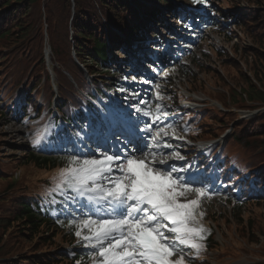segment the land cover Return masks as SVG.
<instances>
[{
	"label": "rangeland",
	"instance_id": "obj_1",
	"mask_svg": "<svg viewBox=\"0 0 264 264\" xmlns=\"http://www.w3.org/2000/svg\"><path fill=\"white\" fill-rule=\"evenodd\" d=\"M254 1L219 0L220 4L216 6L219 10L216 12L246 15V29L242 26L233 28V36L238 39L237 44L233 46L237 49L235 54L228 52L217 56L211 51L213 59L201 62L204 71L199 72L198 67L194 68L193 74L199 80L196 88L190 85L188 76L181 78V81H184L182 89L187 90L186 94L193 100L192 104L200 110L202 118L199 123V115H195L194 111H186L178 120L183 126L191 119L190 136L195 133V128L201 125L202 133L200 137L197 136L198 139H214L221 143L228 155L237 162L247 166L249 170L264 173V101L251 96L249 89V96L242 94V91L247 90L244 82L246 76L242 74L245 69L254 70L258 74L257 77L264 81V73L254 57L256 51L264 52V5L263 8L257 9L262 6H256ZM29 5L31 10L20 22L23 25L22 31L12 25L13 20L22 15H11L0 3V33L5 31L3 29L10 28L11 34L0 38V263L12 261L20 256L22 259L43 260L42 264H69V261L60 260L58 256L67 249L64 231H52V226L48 225L42 232L33 234L16 219L18 203H27L39 188H45L44 192L54 188L53 177L62 168L60 166L65 160L62 159L54 163L55 165L50 161L42 163V167L31 162L33 155L49 157L51 152L38 149L29 154L25 149L23 129L14 124L7 115L11 105L10 93L15 89H33L36 85L39 90L55 92V89L51 88L54 84H66L72 75L81 72L75 63L79 61L74 58L72 48L68 46L69 39H66L70 33L68 7L60 0H36ZM171 12L167 21L170 28L177 23L175 14L188 13L187 8L180 4ZM136 16H140L139 11L125 17L131 22L137 19ZM185 17L184 22L189 24ZM258 17H261L260 22ZM199 22L197 28H191L193 32H181L193 36V39L175 31L176 35L185 37L182 41L180 37L177 39V45L184 46L180 49L183 53L177 55V61L183 56L188 62L192 53L199 54L200 39L203 34L212 32V28L207 26V21L200 18ZM157 30L165 29L158 27ZM135 35L140 38L138 33ZM143 36L147 40L155 38L146 33H143ZM211 37L221 44L218 35L211 34ZM47 44L48 47L50 45L54 48L56 56L45 53ZM229 46L232 45L228 43L227 48ZM111 53L115 54L114 51ZM214 59H220L221 65H215ZM52 68L56 69L58 75L60 72L63 76L56 77L51 72ZM66 69L69 70V75L66 74ZM216 73L219 74L218 77ZM256 84L262 86L260 82ZM237 86H241L242 90L237 91ZM62 92L67 96L71 93L70 90H61ZM213 182L211 177L209 185L205 186L211 193V199H204L202 202L204 216L201 222L207 225L209 223L215 232V245L208 249L206 256H202L200 260L205 264H264V202L239 205L226 201L223 188L221 189L219 184L213 186ZM219 187L220 190H217ZM81 217L80 214L78 219ZM69 221L70 219L63 228L67 229L72 225ZM205 223L203 225L206 228ZM210 227L207 229L210 230Z\"/></svg>",
	"mask_w": 264,
	"mask_h": 264
},
{
	"label": "snow or ice",
	"instance_id": "obj_2",
	"mask_svg": "<svg viewBox=\"0 0 264 264\" xmlns=\"http://www.w3.org/2000/svg\"><path fill=\"white\" fill-rule=\"evenodd\" d=\"M138 96L133 92L125 99ZM156 98L164 97L157 92ZM129 107L133 114L150 117L151 123L130 115L131 132L122 126L119 136L116 132L105 136L94 149L77 133L81 147L74 145L66 165L53 177V191L74 194L70 198L75 209L69 210L66 203V215L74 217L79 211L86 216L69 223L89 249L91 264H191L189 257L204 249L209 230L201 222L202 202L211 199V193L205 186H194L203 182L191 173V163L179 167L168 163L186 161L176 146L164 140L169 133L154 128L168 113L159 104L155 115L134 104ZM168 127L174 134L176 129ZM120 136L123 147H118ZM38 143L40 137L33 140Z\"/></svg>",
	"mask_w": 264,
	"mask_h": 264
},
{
	"label": "trees",
	"instance_id": "obj_3",
	"mask_svg": "<svg viewBox=\"0 0 264 264\" xmlns=\"http://www.w3.org/2000/svg\"><path fill=\"white\" fill-rule=\"evenodd\" d=\"M36 0H0L3 7L6 8L8 13L14 15L20 13L22 17H18L13 20L12 25L17 30L23 31V25L20 24L23 18H26L31 10L30 3ZM68 7V13H70L69 28L71 33L66 36L69 41L68 46L73 48L75 55L83 63H90V67L96 64V62H105L107 59L108 44L112 47H116L119 41L122 39L118 36V32L124 33L132 37L135 31L141 27L142 19L130 20L125 17L127 15H133L136 11L140 12V15H147L146 19L153 21H160L164 19V14L169 12L168 9L174 6L179 1L183 0H60ZM71 1V4H70ZM23 2V3H22ZM193 3L199 4V0H192ZM22 3V4H21ZM254 4L263 8L264 0H255ZM262 10V9H261ZM161 11V12H160ZM264 11V10H263ZM257 13V11H255ZM168 14V13H167ZM258 22L261 21V17ZM25 20V19H24ZM246 15L239 16V25L246 29L245 25ZM50 27V22L48 23ZM0 33L1 37H8L10 28L3 29ZM128 37V36H127ZM52 55H56L55 50L51 47ZM239 51V49H238ZM256 59L260 64L261 71L264 73V52L256 51L254 53ZM58 56V55H57ZM59 63V61L57 60ZM263 66H262V65ZM241 71V70H240ZM252 71V72H251ZM242 72V71H241ZM250 73V74H248ZM58 74V73H57ZM243 75H245L246 91H242L243 95L256 96L264 101V81L258 78V74L254 70L245 69ZM218 73L216 76L218 77ZM262 75V74H261ZM194 84L197 83V79L193 76ZM261 83L263 86H257L256 83ZM249 89V91H248ZM237 91H241L242 87L237 86ZM234 91V92H237ZM264 132V131H263ZM35 158V157H34ZM37 160V158H35ZM34 160V159H33ZM32 161V159H31ZM45 161V159H44ZM40 161L37 165L45 163ZM18 215L17 220H20L25 229L31 230L33 234L42 232L43 228L48 227L47 220L41 219L39 215L32 212L27 203H18ZM240 216V214H239ZM240 222L243 223L241 220ZM50 226V225H49ZM52 229V227H51ZM215 245L213 238L209 240V244ZM60 260L65 259L62 254L58 255ZM43 260L34 261L31 258L22 259L20 256L12 261L1 262L0 264H42ZM71 263H73L71 261ZM69 263V264H71Z\"/></svg>",
	"mask_w": 264,
	"mask_h": 264
},
{
	"label": "bare ground",
	"instance_id": "obj_4",
	"mask_svg": "<svg viewBox=\"0 0 264 264\" xmlns=\"http://www.w3.org/2000/svg\"><path fill=\"white\" fill-rule=\"evenodd\" d=\"M161 12V11H160ZM222 189V188H221Z\"/></svg>",
	"mask_w": 264,
	"mask_h": 264
}]
</instances>
